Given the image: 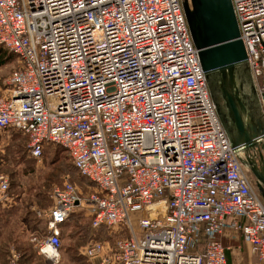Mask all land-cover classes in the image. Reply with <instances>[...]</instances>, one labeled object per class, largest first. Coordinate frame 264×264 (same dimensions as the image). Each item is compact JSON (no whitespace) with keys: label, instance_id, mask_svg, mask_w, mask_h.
<instances>
[{"label":"built area","instance_id":"2783aa9c","mask_svg":"<svg viewBox=\"0 0 264 264\" xmlns=\"http://www.w3.org/2000/svg\"><path fill=\"white\" fill-rule=\"evenodd\" d=\"M230 2L263 108L264 0ZM0 44L17 61L0 133L20 131L36 160L45 143L62 147L93 187H52L34 210L37 254L56 263L59 224L82 209L90 230L124 234L84 245L88 264H233L221 239L235 235L264 264V205L247 176L264 137L230 147L180 0H0ZM8 187L0 174V201Z\"/></svg>","mask_w":264,"mask_h":264},{"label":"water","instance_id":"95a60500","mask_svg":"<svg viewBox=\"0 0 264 264\" xmlns=\"http://www.w3.org/2000/svg\"><path fill=\"white\" fill-rule=\"evenodd\" d=\"M180 4L230 147L240 151L255 146L264 137V107L256 97L230 0H180ZM259 158L249 171L264 202V157Z\"/></svg>","mask_w":264,"mask_h":264},{"label":"rangeland","instance_id":"374dc122","mask_svg":"<svg viewBox=\"0 0 264 264\" xmlns=\"http://www.w3.org/2000/svg\"><path fill=\"white\" fill-rule=\"evenodd\" d=\"M16 66V58L0 66V85L2 87L5 86L4 81L9 73L15 69ZM260 82L261 79L256 80L257 85L260 84ZM25 144L24 135L20 132L6 130L0 136V174L7 177L10 183L5 198L0 201V207L18 208L16 216H7L8 221H10L12 225L10 226L11 230H13V235H8L7 237L10 243L7 244V246L4 244L3 247V242H0V247L4 249L5 261H7V255L10 250H15L19 254V261L21 264L23 263L21 258L22 248L28 245L30 251H36L37 243L43 240V221L36 217L34 210L44 208L50 204L49 193L52 187L63 181H67L72 184L81 195H86V193L93 190L92 185L84 178L72 177L68 173L58 174L52 181L47 182L46 177L52 165V163H50V156L53 152L52 148H45L42 152V156L40 155V158L36 160L27 157ZM16 145L21 148L20 152L17 148L14 149ZM54 151L56 154H59L61 158H65L64 155H66V153L61 149H55ZM255 154L257 157H264V140L263 143L258 146V150ZM66 157L68 160L67 155ZM55 164L56 162H54V166ZM247 176L253 184L254 178L250 171H248ZM36 195L38 197L37 200L35 198ZM262 203L264 205L263 201ZM136 216L137 213L129 214L132 225L136 222ZM87 217L86 212L82 209L75 210L69 215L67 223L62 227L58 251L59 258L54 264H88L80 254L84 245L92 241H99L103 244L107 243L108 245H112L116 238L124 236L122 232L114 233L113 231H106L103 229L90 230ZM5 235L6 234H4V237L0 240L4 239ZM238 241L239 239L236 244H239ZM21 242H24V244H21ZM18 247H20V249ZM38 259L44 263L42 258ZM45 264L52 263L45 261Z\"/></svg>","mask_w":264,"mask_h":264},{"label":"trees","instance_id":"16d2710c","mask_svg":"<svg viewBox=\"0 0 264 264\" xmlns=\"http://www.w3.org/2000/svg\"><path fill=\"white\" fill-rule=\"evenodd\" d=\"M14 58H15L14 54L11 51H8L7 49H5L0 44V66H2L3 64H6L7 62L12 61ZM11 131L20 132L18 130H13V129ZM22 135H24V134H22ZM24 138H25V141H26L25 135H24ZM47 147L49 149L52 148V150H53V152L51 153V156H50V158H51L50 159V163H52V165H51L50 171L48 172L47 177H46V181L47 182L52 181V179L55 176H57L58 174H61V173H68L72 177H78V178L82 177V178H84L83 176H81L78 173L76 168L72 165V163L70 162L69 157H68L69 161L67 160V157H66L67 153L62 147H60V146H58L56 144H53V143H45L43 145L42 150H41V154H40L41 156H42V152ZM16 148H17V150L19 152L21 151V148L18 145H16L14 147V149H16ZM55 149H61L62 151H64V153H66V155H64L65 158H61V156L59 154H56L55 151H54ZM26 155H27L28 158L32 159V157L29 156V154L27 152V149H26ZM54 162H56L55 166H54ZM0 166H1V163H0ZM84 179L87 182H89L86 178H84ZM9 185H10V183H9ZM35 198L37 200V198H38L37 195L35 196ZM17 213H18V208H11V207H9V208H6V207L1 208L0 207V236H3L4 234L7 235V236L5 235L4 239L0 240V242H3L2 243L3 247H4V244H5V246H7V244L10 243V240L7 239L8 235H13L12 234L13 230H11V227H10L12 225L10 224V221H8L7 216L13 217V216H16ZM68 217L65 219V221H63L62 223L59 224V237L61 236V233H62V227L67 223ZM87 219H88V223H89V218L87 217ZM75 227H76V225H75ZM98 229L106 230L105 228H102V227L98 228ZM43 232H44V226H43ZM21 244H24V242H21ZM18 248L20 249V247H18ZM0 251L4 252V249H2V247H0ZM21 258H22V262H23L22 264H45V261H46L45 258L43 256L37 254L35 250L30 251V249L28 248V245H25V247L22 248V250H21ZM38 258H42L44 263Z\"/></svg>","mask_w":264,"mask_h":264},{"label":"crops","instance_id":"0c3cea01","mask_svg":"<svg viewBox=\"0 0 264 264\" xmlns=\"http://www.w3.org/2000/svg\"><path fill=\"white\" fill-rule=\"evenodd\" d=\"M7 130H10V129H7ZM2 133L3 132L0 133V136L2 135ZM3 237L4 236H0V239ZM238 239H239L238 241L239 244H236ZM221 242L226 247L225 248V259L227 263L261 264V262L257 259L256 255L251 251L249 245L244 243L240 239L239 235L230 236L229 238L228 237L222 238ZM4 255H5V252L0 251V258H1L0 264H7V261L4 260Z\"/></svg>","mask_w":264,"mask_h":264},{"label":"flooded vegetation","instance_id":"af4514ba","mask_svg":"<svg viewBox=\"0 0 264 264\" xmlns=\"http://www.w3.org/2000/svg\"><path fill=\"white\" fill-rule=\"evenodd\" d=\"M260 159V158H259Z\"/></svg>","mask_w":264,"mask_h":264}]
</instances>
